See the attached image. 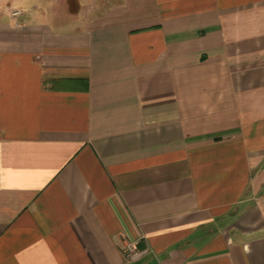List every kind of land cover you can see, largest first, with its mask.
Returning <instances> with one entry per match:
<instances>
[{"label":"crops","instance_id":"1","mask_svg":"<svg viewBox=\"0 0 264 264\" xmlns=\"http://www.w3.org/2000/svg\"><path fill=\"white\" fill-rule=\"evenodd\" d=\"M71 1L0 24V264H264V0Z\"/></svg>","mask_w":264,"mask_h":264},{"label":"rangeland","instance_id":"2","mask_svg":"<svg viewBox=\"0 0 264 264\" xmlns=\"http://www.w3.org/2000/svg\"><path fill=\"white\" fill-rule=\"evenodd\" d=\"M65 1L68 2V5L71 6V9L75 8V3L73 1ZM49 7L50 0H0V24L19 23L30 13L36 19L40 18L39 14L41 12H45L48 16ZM38 8H42L43 11L39 10Z\"/></svg>","mask_w":264,"mask_h":264},{"label":"built area","instance_id":"3","mask_svg":"<svg viewBox=\"0 0 264 264\" xmlns=\"http://www.w3.org/2000/svg\"><path fill=\"white\" fill-rule=\"evenodd\" d=\"M16 15V14H15ZM127 249H128V252H131L132 251V247L131 246H127Z\"/></svg>","mask_w":264,"mask_h":264}]
</instances>
